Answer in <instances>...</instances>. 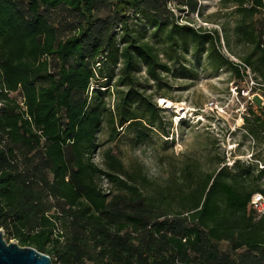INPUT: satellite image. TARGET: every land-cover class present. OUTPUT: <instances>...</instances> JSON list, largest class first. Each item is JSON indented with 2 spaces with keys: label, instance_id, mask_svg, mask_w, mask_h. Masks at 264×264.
I'll list each match as a JSON object with an SVG mask.
<instances>
[{
  "label": "trees",
  "instance_id": "trees-1",
  "mask_svg": "<svg viewBox=\"0 0 264 264\" xmlns=\"http://www.w3.org/2000/svg\"><path fill=\"white\" fill-rule=\"evenodd\" d=\"M220 2L241 16L238 41L253 47L242 63L262 85L252 93L264 94V16L254 22L264 0ZM198 11L199 0H0V229L8 242L53 264H264V215L251 203L264 192V167L254 177L239 161H220L211 172L171 176L176 190L130 172L111 147L95 161L104 123L108 142L119 128L138 140L143 130L168 135L161 109L136 89L142 68L159 85L182 64L177 52L192 47L244 79L239 94L247 87L246 68L219 51L217 31L189 18ZM148 29L169 52L146 40Z\"/></svg>",
  "mask_w": 264,
  "mask_h": 264
},
{
  "label": "rangeland",
  "instance_id": "rangeland-1",
  "mask_svg": "<svg viewBox=\"0 0 264 264\" xmlns=\"http://www.w3.org/2000/svg\"><path fill=\"white\" fill-rule=\"evenodd\" d=\"M170 7L179 15L174 3ZM263 16L264 12L255 17L254 22H259ZM189 18L194 20L196 28L201 26L217 31L218 49L230 61L241 64L252 51V45L238 41L236 28L241 16L235 13L234 7L224 8L220 0H199V11ZM133 27L138 28V32H145L135 23ZM147 32L146 40L158 49L168 51L152 37L149 29ZM161 57L163 61L167 60L165 55ZM177 57L182 64L170 65L172 71L161 75L159 85L148 78L145 68L137 74L136 89L161 109L158 118L168 135L157 129L143 130L145 137L138 140L135 132L119 128L118 139L108 142L111 130L104 123L98 134L101 147L95 161L99 163L100 153L111 147L130 172L142 169L156 184L172 189L176 187L169 181L171 176L180 172L183 179H187V172H211L220 161L223 162L220 165L230 168L239 161L245 167H251L253 176L257 177L258 170L264 167V122L256 121V117L263 115L264 94H260L261 104L255 101L259 96L247 104V98L242 93L237 94L236 90L244 85V79L240 80L228 67L215 70L206 54L196 55L192 47L189 53L179 50ZM119 66L115 68L116 74ZM14 95L20 100L19 94ZM161 97L174 102L173 109L161 106ZM106 100L112 107L113 99ZM243 116L249 120L246 125ZM261 180L264 181V176ZM103 186L111 188L105 181Z\"/></svg>",
  "mask_w": 264,
  "mask_h": 264
},
{
  "label": "water",
  "instance_id": "water-1",
  "mask_svg": "<svg viewBox=\"0 0 264 264\" xmlns=\"http://www.w3.org/2000/svg\"><path fill=\"white\" fill-rule=\"evenodd\" d=\"M0 264H53V262L50 256L33 247L8 242L0 229Z\"/></svg>",
  "mask_w": 264,
  "mask_h": 264
},
{
  "label": "built area",
  "instance_id": "built-area-1",
  "mask_svg": "<svg viewBox=\"0 0 264 264\" xmlns=\"http://www.w3.org/2000/svg\"><path fill=\"white\" fill-rule=\"evenodd\" d=\"M241 65H243L246 68L248 77L246 79L247 87L242 89L240 93H242V95L247 98V104H251L255 96H259L261 98L259 93H252V92L254 89H258L262 85L255 79L254 74L251 73L248 66H246L243 63H241ZM237 94H239L238 91H237ZM251 203L256 213L259 216H263L264 215V192L255 194L252 198Z\"/></svg>",
  "mask_w": 264,
  "mask_h": 264
},
{
  "label": "bare ground",
  "instance_id": "bare-ground-1",
  "mask_svg": "<svg viewBox=\"0 0 264 264\" xmlns=\"http://www.w3.org/2000/svg\"><path fill=\"white\" fill-rule=\"evenodd\" d=\"M159 102H160L161 106H163V107H165L167 109H173L174 102H172L171 100H169L167 98H164V97H161V98H159ZM179 110H181V108Z\"/></svg>",
  "mask_w": 264,
  "mask_h": 264
}]
</instances>
